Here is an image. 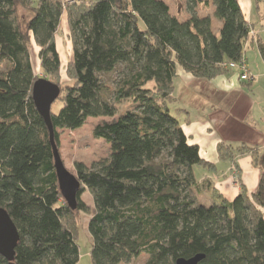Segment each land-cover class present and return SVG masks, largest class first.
<instances>
[{"label": "trees", "instance_id": "obj_1", "mask_svg": "<svg viewBox=\"0 0 264 264\" xmlns=\"http://www.w3.org/2000/svg\"><path fill=\"white\" fill-rule=\"evenodd\" d=\"M188 2L190 16L180 18L166 0H0V206L20 234L13 263L0 254V264H77L76 211L90 212L82 199L86 188L94 201L88 222L93 264L129 263L142 254L145 264H176L197 254H205L199 264H264V148L219 144L223 160L251 154L261 175L253 193L242 185L233 200L211 184L206 205L194 166L213 165L170 109L177 101V66L204 79L228 73L224 64L241 62L246 43H254L253 22L239 0ZM254 2L264 17V0ZM20 6L31 14L25 27ZM64 14L72 59L71 80L62 85L57 33ZM33 41L43 77L32 59ZM257 45L264 59V41ZM41 78L60 88V111L51 106L58 148L59 128L109 118L93 130L110 145L107 157L91 165L76 161V173L61 158L80 183L71 203L61 192L50 130L33 99ZM126 101L132 106L119 113Z\"/></svg>", "mask_w": 264, "mask_h": 264}, {"label": "crops", "instance_id": "obj_2", "mask_svg": "<svg viewBox=\"0 0 264 264\" xmlns=\"http://www.w3.org/2000/svg\"><path fill=\"white\" fill-rule=\"evenodd\" d=\"M239 1L247 14L251 2ZM252 33L255 41L258 39L255 28ZM245 60L250 81L240 80L236 69L207 80L196 78L180 65L177 66L175 104L176 109L185 112L176 113L189 142L198 144L201 156L213 165L212 168L201 166L206 171L203 170L199 177L196 175L198 195L203 194L200 185L204 181L208 188L212 184L229 200L240 193L242 185L253 193L259 184L261 170L254 164L251 155L235 154L233 160H223L218 152L221 143L234 147L243 143L260 148L264 145V87L260 85L261 75L256 74L255 63L250 61L248 55ZM208 197L212 201V197Z\"/></svg>", "mask_w": 264, "mask_h": 264}, {"label": "rangeland", "instance_id": "obj_3", "mask_svg": "<svg viewBox=\"0 0 264 264\" xmlns=\"http://www.w3.org/2000/svg\"><path fill=\"white\" fill-rule=\"evenodd\" d=\"M75 1L76 0H64L66 5H72ZM249 1L251 2V7L248 9L247 16L251 18L253 22V28H255L258 33L257 35L258 37L256 38L258 39L261 38L264 41V20H263L264 18H261V14H263V11H262L263 9L260 12L261 14L258 13L255 9L254 0H249ZM166 2H168V4L170 5L172 12L174 14L175 13L178 14L180 18H186L190 16V13H189L190 2H188V0H166ZM262 8H263V5H262ZM206 13H209V14L212 13V9L211 8L208 9ZM18 17L22 25L25 27L27 21L31 17L30 11L20 6L19 11H18ZM213 18H214V24H215L214 29L215 31L218 32L219 25H218V22L216 21L217 18L215 16H213ZM251 34H254V33H251ZM254 37L255 36L252 35V39ZM256 40L257 39H255V41L253 40L254 43H251L250 40L246 43L245 56L248 55L250 58V61L255 63L256 74L261 75L259 78L260 85L264 87V61H263L264 59H262L263 58L262 55L260 54V52H258L259 49H258ZM32 45H33L32 59H33L34 65L37 68V73H39L40 76L43 77V75L41 74L40 60L38 58L39 47L36 45L34 41ZM57 45H58V48L61 54V59H62L60 81H61V84L64 85L71 80V77L68 73V66L72 59V40L70 38V25H69V19H68L67 14H64L61 20V25L57 33ZM248 47L250 49H248ZM257 54H258V57L256 56ZM228 70L231 71L232 69H228ZM241 73H247L249 75V79L247 81H250L251 77L249 74L248 67L246 71H242L239 74ZM239 74H238L239 79L240 80L244 79L243 77H240ZM114 77L115 75H108L106 76V80L113 81ZM199 79H204V78H199ZM207 80H211V79H207ZM174 93H175V90H174ZM62 105H63V102L60 98L55 100L54 103L52 104L53 113L57 114L60 111ZM131 106H132V102L130 101H126L125 103L120 104L118 106L119 113L124 112ZM176 107H177L176 104L170 105L171 113L175 115L176 117H178V114L176 113V110H175ZM104 119L108 120L109 118L89 117L86 123L80 128H77V129L59 128L58 129V132L60 134V146L58 149L60 151L61 158L63 159L66 167L73 173H76V169H75L76 161H82L86 163L87 165H91L92 162L97 161L101 158L107 157L111 153L110 145L103 138L95 137L93 133L94 127ZM246 146H249V145L246 144ZM249 147H252V146H249ZM258 148L261 150L262 148H264V145L263 147L261 148L258 147ZM244 155H251V154L244 153ZM253 161H254V158H253ZM203 170L206 171L205 168L201 166H196V169L194 171L195 175H197L198 177L201 176V174L203 173L202 172ZM205 183H206L205 181L201 183L200 190L202 191L203 194H200L198 196L202 203L206 205H210L212 201L209 200L208 196H211V190H209L210 187L208 188L207 184ZM82 199L89 205L90 212L76 211V219L79 224V230H80L79 245H80V251H81L80 260L77 264H93L92 258L90 255L92 239H91V235L88 230V222L91 218V210L94 207V201H93L92 194L87 188L82 194ZM146 259H147V255L142 254L138 258L134 259L133 261L129 263L123 262L122 264H145Z\"/></svg>", "mask_w": 264, "mask_h": 264}, {"label": "water", "instance_id": "obj_4", "mask_svg": "<svg viewBox=\"0 0 264 264\" xmlns=\"http://www.w3.org/2000/svg\"><path fill=\"white\" fill-rule=\"evenodd\" d=\"M60 95V88L54 82L41 78L33 88V99L39 113L45 119L51 136V142L55 153L57 172L60 178V189L68 202L75 198L80 183L61 162L60 151L54 140V127L51 122V106ZM20 242L19 230L11 218L8 210L0 206V254L13 263L15 259L16 247ZM205 258V254H197L193 257H179L176 264H199Z\"/></svg>", "mask_w": 264, "mask_h": 264}, {"label": "built area", "instance_id": "obj_5", "mask_svg": "<svg viewBox=\"0 0 264 264\" xmlns=\"http://www.w3.org/2000/svg\"><path fill=\"white\" fill-rule=\"evenodd\" d=\"M224 66L227 69H236V70L239 71V73L242 72V71H246L247 70V64H246L245 59H243L241 62L226 63V64H224ZM239 75H240V77L244 78L242 80H248L249 79V75L247 73H241Z\"/></svg>", "mask_w": 264, "mask_h": 264}]
</instances>
